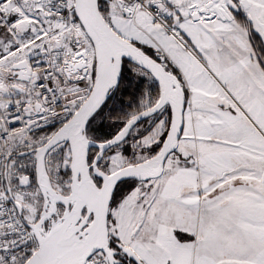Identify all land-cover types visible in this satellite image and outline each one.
I'll return each mask as SVG.
<instances>
[{"label":"snow or ice","instance_id":"obj_1","mask_svg":"<svg viewBox=\"0 0 264 264\" xmlns=\"http://www.w3.org/2000/svg\"><path fill=\"white\" fill-rule=\"evenodd\" d=\"M0 264H264V0H0Z\"/></svg>","mask_w":264,"mask_h":264}]
</instances>
